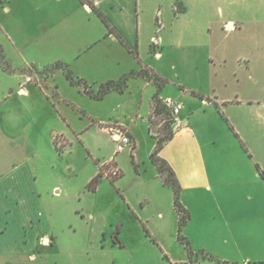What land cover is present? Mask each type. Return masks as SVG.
Segmentation results:
<instances>
[{"label": "crops", "instance_id": "0c3cea01", "mask_svg": "<svg viewBox=\"0 0 264 264\" xmlns=\"http://www.w3.org/2000/svg\"><path fill=\"white\" fill-rule=\"evenodd\" d=\"M0 1L5 11L14 5L19 16L24 34L16 48L23 51V38L31 37L26 51L35 53L34 63L60 64L58 72L81 95L80 88L67 79L66 69L84 80L94 94L108 82L122 84L128 77L123 91L111 90L103 99L84 94L97 103L116 102L100 116L82 111L55 85L51 86L54 95L43 107L45 114L38 111L36 102L28 101L30 90L21 87L20 81L16 91H2L0 124L15 99H25L30 120L25 123L16 106L14 128L7 131L0 126V171L37 158L41 134L55 146L56 138L67 140L71 131L79 138L91 130L103 133L107 136L105 157L92 158L83 181L85 194L95 197L99 205L109 200L121 208V216L109 223L110 239L104 229L100 231L106 242L102 252L109 248L116 253L111 262L102 264H146L145 256L129 254L136 243L146 241L147 245L155 240L167 248L178 238L180 217L173 190L164 185L150 160L162 126L151 122L153 100L176 97L182 103V128L165 143L160 155L176 173L182 203L191 214L184 227L187 237L194 247L196 238L231 246L242 255V264H264V178L257 168L264 173V0H166L167 6L164 0ZM227 25L235 29L226 30ZM44 47L45 56L41 55ZM170 52L178 58L180 71L174 81L163 66ZM144 67L166 81L159 92L140 75ZM171 83L176 96L166 92ZM72 111L83 112L88 123L74 125ZM116 126L126 128L133 142L132 148L120 153L111 132ZM143 135L153 139L147 146V159L140 156ZM125 152L133 156L131 185L140 196L135 201L123 185L127 175L120 158ZM110 162L122 173L114 183L105 172ZM102 169V181L96 191H90L88 185ZM28 184L27 193L32 194L35 188ZM16 185V198L26 202L23 182ZM53 193H60L58 186ZM29 224L30 234L25 232L27 227L0 226V264H35L36 250L55 247L49 235L40 234L38 223ZM191 229L197 233L190 234ZM209 251L235 264L220 251Z\"/></svg>", "mask_w": 264, "mask_h": 264}, {"label": "rangeland", "instance_id": "374dc122", "mask_svg": "<svg viewBox=\"0 0 264 264\" xmlns=\"http://www.w3.org/2000/svg\"><path fill=\"white\" fill-rule=\"evenodd\" d=\"M167 4L164 0L163 5L167 6ZM5 7L6 5H2L0 1V93L16 91L20 81L21 87L26 86L30 90L31 95L28 97V101L36 102L35 105L42 114L47 106L46 100L54 95L52 85L58 86V92L62 96L69 98L84 109L82 111L89 114L100 116L110 107L116 105L115 101L108 102L107 105L94 102L86 97L83 91H81L83 93L81 95L77 89L71 87L64 74L58 72L57 65L34 63L32 59L36 58L35 53L26 51V46H31L30 42L33 40L31 37L23 38L24 52L16 48L15 43L20 44L24 33L21 29L19 16L15 13V6L10 5V11H5ZM46 51V47L42 48L41 55L45 56ZM170 53H166L168 55L163 61V66L168 77L174 81L176 73H180V71L178 70V58L175 54ZM174 66L177 67V70L174 69ZM55 73H57L56 76ZM31 81L32 83L28 85ZM166 92L169 93L168 96H176L172 83L167 87ZM11 105V108L8 109L11 112H6L3 115L0 124L7 131L14 128L16 106L17 112L21 115L18 116L22 117L25 123L30 120V114L26 113L24 108L26 106L25 99H15ZM71 117L73 124L78 127L89 121V118H86L85 114L80 111H72ZM43 132L41 131V133ZM28 136L33 138V135ZM47 139L45 133L39 137L37 158L34 157L31 161L24 162L22 166H11L0 171V173L3 171L4 175L0 177V226L27 227L25 232L30 234L29 223L33 221L34 224L38 223L40 234H47L53 239L54 248H40L35 251L37 257L35 264H102L104 261L111 262L116 253L109 248L102 252V247L106 245V242L103 241L105 238L100 235V231L104 229L103 233L106 232V238L110 239L109 223L121 216V208L110 204L109 200L103 202V205H99L95 197H89L90 195L85 194V190H83V181L92 168V158L103 160L102 157H105L107 136L97 130H91L84 138H79L71 131L67 140L62 137L56 138L55 146L51 145ZM141 141L140 156L145 157L146 155L147 159V146L153 139L143 135ZM120 160L125 176L127 175L123 185L125 188L127 187L130 199L135 201L140 196L135 187L131 185L133 156L125 152L121 155ZM19 181L23 182V190H26V193L27 181L30 188L31 184L35 188L32 194L27 193L26 202L17 199L14 194V191L19 190L16 187V183ZM56 186L60 191L58 195L53 193V188ZM31 215L32 220H29ZM115 230H117V226H115ZM189 233L196 234L197 232L195 229H191ZM182 234L187 238L194 252L192 257L179 238L170 242L166 246L167 248L160 246L155 240L147 245L146 241L138 242L129 254L135 257L145 256L149 259L146 264H192L206 260L204 259L206 254L213 256L209 249H214L230 257L231 263L242 264V255L240 256L233 247H220L218 243L201 238H196L194 247L184 229ZM201 242L203 244L199 245ZM171 258L178 261L174 263ZM218 260L221 261V259Z\"/></svg>", "mask_w": 264, "mask_h": 264}, {"label": "trees", "instance_id": "16d2710c", "mask_svg": "<svg viewBox=\"0 0 264 264\" xmlns=\"http://www.w3.org/2000/svg\"><path fill=\"white\" fill-rule=\"evenodd\" d=\"M82 2L86 3L88 0H81ZM96 10V8H93ZM100 14V13H99ZM101 16V15H100ZM104 24L107 26L109 31L111 33H114V29L111 27V25L108 23V21L102 16ZM57 67H61L60 64L57 65ZM140 75L148 78L151 82H153L157 88L158 92L162 89L163 86H165L166 81L160 79L156 74L153 73L152 70L149 68L144 67ZM66 77L67 79L75 86L79 87L81 91H83L85 94L90 95L93 98L96 99H103L104 95L109 93L111 90H119L123 91L125 83L128 79V77L124 78V80L120 83L116 82H108L106 85L101 86L98 94H94L90 89L88 84L81 79H76L73 75V73L66 69ZM124 85V86H123ZM171 114L170 112L165 108L164 104L161 102V100L156 96L153 100L152 104V114H151V122L152 124L161 123L163 120H169ZM175 133L171 129L170 122L166 121L161 126L160 134L158 135V142L156 145L155 150L152 152L150 156L151 162L156 166L158 173L160 174L163 183L165 186L170 187L173 190L174 194V207L180 217V224H179V233L178 238L179 240L186 246L190 257L194 255V252L190 246L189 241L187 238L182 234L184 227L187 225V223L190 221L191 214L188 211V209L183 205L181 201V193H182V187L180 184V181L178 180L176 173L174 172L173 168L170 166V164L161 157L160 153L165 145L166 142L170 141L174 137ZM258 170L261 172V175L264 178V173L261 171L260 167L257 165ZM103 172L102 169L101 172L90 182L88 185V189L90 191H96L99 183L102 181L103 178ZM122 173L119 177H121ZM118 177V178H119ZM118 178H112L110 177V180L112 183L116 182ZM146 234L149 236V231L145 228ZM204 259L215 261L216 264H229L228 262H223L215 258L214 256L210 254L204 255Z\"/></svg>", "mask_w": 264, "mask_h": 264}, {"label": "built area", "instance_id": "2783aa9c", "mask_svg": "<svg viewBox=\"0 0 264 264\" xmlns=\"http://www.w3.org/2000/svg\"><path fill=\"white\" fill-rule=\"evenodd\" d=\"M234 25H227L226 30H234ZM161 102L164 104L165 108L170 112L171 116L169 120H163L161 121V124L165 123L166 121L170 122L171 129L173 132H178L182 128V120L180 119V113L182 110V103L181 101L176 97H166L160 99ZM112 137L114 141L116 142V152L120 153L124 151L126 148H132L133 142L132 139L126 130V128L122 126H116L111 128ZM106 174L109 177L112 178H118L121 174V170L118 168V166L110 162L106 167ZM44 244H47L48 241H44Z\"/></svg>", "mask_w": 264, "mask_h": 264}]
</instances>
